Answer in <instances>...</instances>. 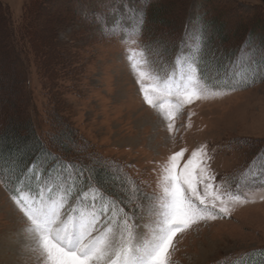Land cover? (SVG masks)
<instances>
[{
    "label": "rangeland",
    "instance_id": "obj_1",
    "mask_svg": "<svg viewBox=\"0 0 264 264\" xmlns=\"http://www.w3.org/2000/svg\"><path fill=\"white\" fill-rule=\"evenodd\" d=\"M0 5V134L25 120L24 84L32 95L29 113L44 135L59 140L61 132L56 144L71 148L72 158L84 151L121 166L146 193L156 190L159 162L181 148L190 152L205 145L216 182L232 192L243 183L242 174L253 159L264 154V79L238 84L234 91L210 79L221 95L186 105L170 133L143 101L126 53V47L149 46L144 48L147 70L163 76L151 56L171 51L162 60L163 69L170 70L185 33L211 20L217 24L211 22L207 31L224 35L223 48L238 44L228 41L235 28L252 30L250 40L264 45V0H0ZM100 14L109 27L113 20L116 27L120 22L131 26L129 17L142 15V32L133 37L137 43L123 44L122 32L102 34ZM8 23L34 37L23 39L22 51L17 48L22 64L8 48ZM208 52L211 61L218 56ZM215 66L208 67L210 75ZM225 66L221 62L219 68ZM50 99L55 114L48 110ZM9 152L12 160L20 149L10 146ZM244 190L255 194V202L235 205L230 214L177 234L171 264L239 263L236 259L264 251V193L251 184ZM24 229L22 214L0 183V264H35L26 250Z\"/></svg>",
    "mask_w": 264,
    "mask_h": 264
},
{
    "label": "snow or ice",
    "instance_id": "obj_2",
    "mask_svg": "<svg viewBox=\"0 0 264 264\" xmlns=\"http://www.w3.org/2000/svg\"><path fill=\"white\" fill-rule=\"evenodd\" d=\"M129 19L134 21L131 26L120 22L116 27L118 21L113 20L114 26L109 27L103 14L97 17L102 34L122 32L126 46L137 43L133 37L141 34L143 26L142 15ZM181 45L163 76L147 70L144 48L149 46L126 47L143 101L170 133L186 105L221 95L212 84L234 91L238 84L264 79V45L253 40L245 41L222 76L205 71L203 22L185 33ZM208 160L205 145L172 152L158 164L152 193L144 192L114 163L99 165L100 174L96 165L78 168L71 163L33 161L21 170V178L14 160L0 161V183L7 188L16 182L11 199L25 220L26 250L35 264H171L178 233L228 215L235 205L255 202V194L244 190L249 184L264 193V154L249 164L235 192L223 190L216 182Z\"/></svg>",
    "mask_w": 264,
    "mask_h": 264
},
{
    "label": "trees",
    "instance_id": "obj_3",
    "mask_svg": "<svg viewBox=\"0 0 264 264\" xmlns=\"http://www.w3.org/2000/svg\"><path fill=\"white\" fill-rule=\"evenodd\" d=\"M0 7H1V5H0ZM236 9H237L236 7L233 8V11L238 12ZM158 16L159 17H161V16L166 17V14L163 11H158ZM4 17H6V16H4ZM213 21L214 20H211L210 22H206L207 23L206 25H205V22H203V24L206 26V30L208 29V26L211 25V22H212L213 26L215 24H217L216 22L213 23ZM6 26H7L6 33L9 37V40H10V44H8V48L12 52L16 61L18 63L22 64V58H21L20 54L18 53L17 48L20 47V50L22 51L23 39H25L26 37H27V39H31L30 37H32V34H29L26 36L24 33L25 28H23V27H19V29L17 31L14 30L11 23L10 24L8 23V25L6 24ZM251 32H252V30L243 33V31H241V30L239 31L235 28L233 30V32H231L233 35L231 33L228 35V36H230L228 41L234 42V43L237 42L238 44L236 46H233V47L228 46L227 48L226 47L223 48V44H224L223 40H225L224 35L223 36H222V34L218 35L216 33H213V31L208 33V31H207V46L206 47H208V51L213 50V52L218 53V56L216 57L215 60L211 61L210 60L211 53L207 51V48H205V53H206L205 58L207 60V67L205 68V71L209 72L210 70L208 67H210L212 65H213V67H211V68L214 69V63H216L215 71H213L214 72L213 74H215L216 72H220L221 76H222L223 71L225 69L219 68L220 63L223 62L226 65H228L230 63V61L234 60L237 57V55L239 54V50L241 49V46L245 43V41L251 39ZM15 35H17V37H14ZM32 38H34V37H32ZM222 38H224V39H222ZM178 43H177V46H178ZM215 44L217 45V47L215 46ZM258 44L262 45L261 43H258ZM175 45L171 46L172 47L171 49L175 48L176 47ZM170 52L168 54H166L165 56H162L160 54H153L151 56L152 62L156 66L155 68L157 69V71H159V72L165 71L163 69V66H162V64H163L162 60L168 58ZM202 67H204V66L202 65ZM257 80H260V79H256L255 81H257ZM243 85H245V84H243ZM221 87H223V86H220L219 88H221ZM26 88L27 87H25L23 84L22 85V93H23L24 99H25L23 110L27 111L26 116L24 115L25 120L22 122V124L20 126L9 127V128H7V130H5V132L3 134H0V161H2V162H8L9 161L8 160L9 153H10L9 148L11 146V147H13V149H17V148L20 149V153H18L16 155V157H14L12 159L16 162V175L17 176H21V170L24 169L25 166H30L33 161H37V162L43 161V162H46L47 165L56 164L57 162L71 163V164L76 165L78 168L96 165L98 172L100 174H103V170L99 167V165L103 164L102 159L99 160V159H96L94 157L92 158L87 153H84V151L77 152L78 157L72 158L70 156V154L68 153V152H71V150H70L71 148L65 149L64 144L63 145L62 144L61 145L56 144V141H59L61 136H62L61 132L59 133L60 138L58 140V138L55 137L56 135L46 136V134L44 135L43 132L39 130L40 128H38V125H36V122L32 118L33 116L29 113V108H30L29 104H31L30 102H31V96L32 95L30 92H28V90ZM46 89H47V87H45V90ZM49 94H50V91H48V89H47V95H49ZM48 106L49 107L51 106L50 109H48L49 112L51 111L55 114L56 113V107H55V103L52 101V99H50L49 104H47V107ZM52 115L53 114L51 113L50 116H52ZM66 135H68V134H66ZM50 137H51V139H50ZM64 137H65V135H64ZM261 144L264 146V142ZM21 178H22V176H21ZM1 184L3 185L4 189L6 190V192L9 195L12 196L13 194H15L14 193V188L16 186L15 180H13L11 183H9L7 188L4 186L3 183H1ZM261 253H264V251L263 252H251V253L245 255L243 258L236 259V260L241 259L240 261H238L239 263H235L234 261H232L229 264H264V255H261Z\"/></svg>",
    "mask_w": 264,
    "mask_h": 264
}]
</instances>
